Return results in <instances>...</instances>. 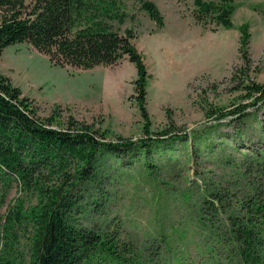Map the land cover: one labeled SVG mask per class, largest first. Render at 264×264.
Masks as SVG:
<instances>
[{"label": "rangeland", "instance_id": "1", "mask_svg": "<svg viewBox=\"0 0 264 264\" xmlns=\"http://www.w3.org/2000/svg\"><path fill=\"white\" fill-rule=\"evenodd\" d=\"M151 1L163 15V28L135 0H124L123 18L111 22L121 35L133 32L132 45L151 76L148 119L135 93L138 72L128 59L88 71L63 69L28 44H17L0 57V74L34 100L41 119L55 114V128H64L72 117L112 142L117 137L146 139V126L154 139L168 138L160 136L167 132L191 136L182 144L160 143L138 156L108 159L101 172L103 193L93 191L84 198L83 209H88L79 218L88 227L117 230L121 242L160 264H230L226 218L242 217L256 186L264 190V105L250 113L245 126L228 119L216 124L212 114L225 115L251 102L231 79L244 64L242 26L250 34L245 73L264 84V0H231L233 27L215 32L214 26L195 22V0ZM204 129L210 132L207 142L191 135ZM4 203L0 230L10 211L18 205L28 210L38 198L15 186ZM17 234L13 254L18 250L27 260L28 241Z\"/></svg>", "mask_w": 264, "mask_h": 264}, {"label": "trees", "instance_id": "2", "mask_svg": "<svg viewBox=\"0 0 264 264\" xmlns=\"http://www.w3.org/2000/svg\"><path fill=\"white\" fill-rule=\"evenodd\" d=\"M135 1L159 28L164 27L163 15L154 2ZM194 4L192 17L204 28L214 26V32L218 27L232 29L231 0H195ZM122 6L124 0H0V57L10 46L28 44L47 56L53 66L63 69L88 71L128 59L136 66L135 93L148 119L145 107L151 76L142 55L132 45L135 35L130 30L121 35L111 25L123 18ZM240 32L239 53L244 64L231 79L239 82L251 102L225 115L212 114L216 124L228 119L245 126L251 120L250 113L264 105V84L251 81L244 70L250 64L248 27L242 26ZM36 111L34 100L24 97L20 88L0 74V209L15 186L38 198L34 207L25 210L18 205L7 214L0 230V264H160L153 256L147 259L121 242L117 230L85 226L79 216L88 209H83L87 195L103 193L105 175L101 172H105L108 159L138 156L160 143L182 144L191 136H169L167 132L160 136L168 138L154 139L146 126V139L133 142L117 137L112 142L92 125L72 117L64 128H55V114L43 120ZM191 135L207 142L210 132L196 130ZM254 192L243 204L242 217L226 218L227 244L232 246L226 256L230 264H264V190L256 186ZM208 206L206 210L212 211ZM207 219L215 224L210 216ZM17 232L28 241L27 260L18 250L13 254ZM215 251L212 248V254Z\"/></svg>", "mask_w": 264, "mask_h": 264}]
</instances>
